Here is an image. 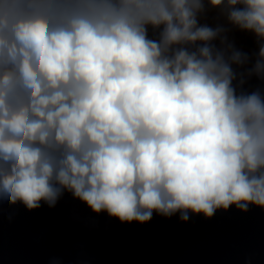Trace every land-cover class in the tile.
I'll list each match as a JSON object with an SVG mask.
<instances>
[{
	"label": "clouds",
	"instance_id": "obj_1",
	"mask_svg": "<svg viewBox=\"0 0 264 264\" xmlns=\"http://www.w3.org/2000/svg\"><path fill=\"white\" fill-rule=\"evenodd\" d=\"M206 3L264 78V0H0V199L68 190L129 223L264 208V97L237 92L250 58Z\"/></svg>",
	"mask_w": 264,
	"mask_h": 264
}]
</instances>
